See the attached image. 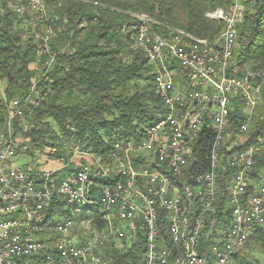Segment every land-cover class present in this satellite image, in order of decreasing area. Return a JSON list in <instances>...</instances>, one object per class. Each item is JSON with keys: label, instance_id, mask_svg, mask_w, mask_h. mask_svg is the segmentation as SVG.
<instances>
[{"label": "built area", "instance_id": "obj_1", "mask_svg": "<svg viewBox=\"0 0 264 264\" xmlns=\"http://www.w3.org/2000/svg\"><path fill=\"white\" fill-rule=\"evenodd\" d=\"M32 7L37 15L23 20L25 31L39 41L30 67L44 78L55 61L50 52L52 31L39 24L48 19L43 6ZM238 7L244 6L234 0L223 16L219 42L208 45L204 53H195L197 42L185 38L164 44L156 35V41H148L154 29L143 32L148 24L139 20L138 38L133 41H141L151 54L152 89L164 113L140 140L115 142L108 165H101L98 156L78 144L61 141L36 152L31 157L34 163L26 168L10 167L9 160L29 147L25 133L39 128L28 118L44 98L34 79L23 100L6 99L0 79V264H53V247H62L63 264H116L112 253L134 246L142 247L144 264H158L162 245L166 239L176 245V236H183L184 252L173 255V264H235L234 256L254 229L264 224V185H256L246 175L262 152V141L230 153L242 139L227 134L233 99L244 104L241 111L247 115L240 132L248 127L252 110L264 104V75L255 71V76H248V69L236 75L234 68L237 26L243 19ZM13 10L23 17L24 11L15 4ZM211 52H221V59H211ZM202 130L210 132L206 170L190 177L197 186V193H190L182 179L183 168ZM49 160L56 167L38 164ZM104 179H118V186L102 189ZM175 185H183V193H176ZM250 185L254 188L246 193ZM223 195L230 209L229 223L214 217ZM182 197H189L191 205L202 200L201 215L191 221L190 212H184L189 224L173 231ZM71 202L93 205L102 219L72 221L79 210H71ZM44 215H54L51 227L40 226ZM94 229H101V236H94ZM44 232H51L54 243L44 241ZM216 239H223V247H216ZM66 244H73V252H66ZM204 246L207 250L200 253Z\"/></svg>", "mask_w": 264, "mask_h": 264}, {"label": "trees", "instance_id": "obj_2", "mask_svg": "<svg viewBox=\"0 0 264 264\" xmlns=\"http://www.w3.org/2000/svg\"><path fill=\"white\" fill-rule=\"evenodd\" d=\"M42 1L48 10V19L39 24L51 28L50 52L55 55V61L45 71L44 78L30 67L36 58L39 42H35L29 30L24 29L23 20L31 17L26 11L23 17H18L13 10L14 0H0V79L4 83L5 98L23 100L34 79L38 94L44 98L28 118V121L38 123L39 128L25 133L24 139L29 144L25 154L33 157L46 146H57L66 141L106 160H109L115 142L140 140L145 129L164 113L161 99L153 93L152 66L143 53L134 49L129 39L131 27L139 26L134 15L152 19L150 26L156 34L167 35L180 29L195 38L212 41L220 35L224 24L210 19L208 15L219 10L226 12L234 2ZM239 1L244 6V14L237 26L236 75L243 74L247 69L264 72V0ZM22 2L26 5V0ZM243 106L239 99H233L229 105L227 134L230 139L236 135L242 139V144L230 153L262 141V152L246 175L256 185H264V104L252 110L247 130L240 132V123L247 119L241 111ZM209 142L210 132L202 130L192 143L182 178L187 181L188 189L193 187L194 178L190 177L206 170ZM177 186L183 193V186ZM253 188L250 185L246 193ZM214 217L230 222L225 195L220 196ZM165 245L170 251L169 260H172L177 246L167 239ZM205 250L206 246L199 249L200 253ZM254 250L264 254V224L254 229L243 248L234 256V263L252 264L245 255ZM142 252V247L134 246L112 253V258L116 264H140Z\"/></svg>", "mask_w": 264, "mask_h": 264}, {"label": "bare ground", "instance_id": "obj_3", "mask_svg": "<svg viewBox=\"0 0 264 264\" xmlns=\"http://www.w3.org/2000/svg\"><path fill=\"white\" fill-rule=\"evenodd\" d=\"M21 1H23L22 3H24V0H14L12 5L15 4V8L17 10L24 11V13L26 11V13L30 15H37V8H33L32 6H43V13H46V16H47L48 10L42 0H26V5L25 4L22 5ZM224 14L225 12L219 10L213 14H209L208 17L215 21H222L224 24V20H223ZM243 14H244V8L238 7V16L242 17ZM134 18L137 20L136 22L138 23L140 20L148 24V25H143V32H152V29H151L152 26H150V23L152 21L150 19L142 20V19H139L138 17L137 18L134 17ZM131 29H132V32L129 35V39L132 43V46L134 47V49H137L139 52L143 53L144 56L147 58L148 63H151V54L148 53V50L146 47H143V43L141 41H133V38H138L139 26L138 25L133 26L131 27ZM223 30H224V27L221 33H223ZM154 32L155 34H148V41H156V35L159 38L160 42H164V44H174V38H185L187 41L197 42L196 44H194L195 53L206 52L207 46L211 45L212 43L219 42V39L221 37V33H220V35L217 36L216 39L210 41L207 39L195 38L180 29L177 31L171 32L167 35L166 34L165 35L156 34V31ZM51 35H52V32L50 34V41H51ZM211 59H221V52H211ZM258 72L264 75V72H261V71H258ZM248 76H255V71L248 69ZM246 130H247V127H241V132H245ZM236 147H239V145H232V150ZM236 152H239V151H236ZM99 163L101 165H108V160L102 159L101 157H99ZM111 186H118V179H104L102 181V189H110ZM175 192L182 193V191L180 192L179 187L177 185H175ZM189 192L197 193V186H196L195 178L193 179V187L189 188ZM71 210H79V213L72 214V221H81V217H90L92 219H102V212H100V210L98 209H95L93 205L82 204L79 206L78 202H71ZM201 210H202V200H194V203H192L191 205V199L189 197H182L181 205H177V210H176L177 220L173 224V231H181L184 228L185 224H189V214H184V212H190L191 221H198V216L201 215ZM52 223H54V215H44L42 218H40V226L51 227ZM94 236H101V229H94ZM44 241H47V243H54V236H51V232H44ZM176 246H175L176 247L175 253L184 252L183 236H176ZM166 247H167L166 245H162L161 247L162 258L158 264H173V260H169L170 251H168ZM216 247H223V239H216ZM66 252H73V244H66ZM140 262H141L140 264H144V259H141ZM52 263L53 264H63L62 247H53Z\"/></svg>", "mask_w": 264, "mask_h": 264}, {"label": "rangeland", "instance_id": "obj_4", "mask_svg": "<svg viewBox=\"0 0 264 264\" xmlns=\"http://www.w3.org/2000/svg\"><path fill=\"white\" fill-rule=\"evenodd\" d=\"M134 17L136 18L138 17L139 19H142V20L149 19L148 17L146 16L144 17L143 15H134ZM43 32L45 33V29L43 30ZM0 93H1V90H0ZM32 163H34V159H32L31 157L27 156L26 154H18L17 156L9 160L8 165L12 168H26ZM38 164L46 169H52L56 167L57 165L56 162L51 161V160L42 161L41 163H38ZM245 256H246V259L252 264H264V254L260 253L257 250H254L252 253H249Z\"/></svg>", "mask_w": 264, "mask_h": 264}, {"label": "water", "instance_id": "obj_5", "mask_svg": "<svg viewBox=\"0 0 264 264\" xmlns=\"http://www.w3.org/2000/svg\"><path fill=\"white\" fill-rule=\"evenodd\" d=\"M237 51H238V44L236 43V44L234 45V53L236 54Z\"/></svg>", "mask_w": 264, "mask_h": 264}]
</instances>
